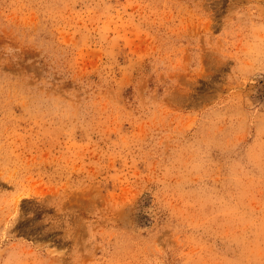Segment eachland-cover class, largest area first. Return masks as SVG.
Masks as SVG:
<instances>
[{"label": "rangeland", "instance_id": "1", "mask_svg": "<svg viewBox=\"0 0 264 264\" xmlns=\"http://www.w3.org/2000/svg\"><path fill=\"white\" fill-rule=\"evenodd\" d=\"M0 264H264V0H0Z\"/></svg>", "mask_w": 264, "mask_h": 264}]
</instances>
